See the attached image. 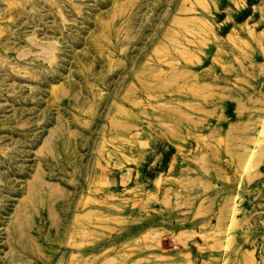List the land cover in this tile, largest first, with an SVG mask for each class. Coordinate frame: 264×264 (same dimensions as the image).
Returning a JSON list of instances; mask_svg holds the SVG:
<instances>
[{
    "label": "rangeland",
    "instance_id": "374dc122",
    "mask_svg": "<svg viewBox=\"0 0 264 264\" xmlns=\"http://www.w3.org/2000/svg\"><path fill=\"white\" fill-rule=\"evenodd\" d=\"M0 264H264V0H0Z\"/></svg>",
    "mask_w": 264,
    "mask_h": 264
}]
</instances>
